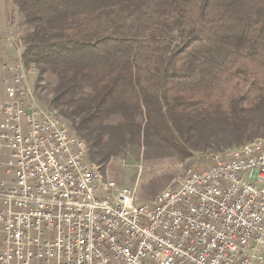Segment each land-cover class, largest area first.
Here are the masks:
<instances>
[{
  "label": "trees",
  "instance_id": "16d2710c",
  "mask_svg": "<svg viewBox=\"0 0 264 264\" xmlns=\"http://www.w3.org/2000/svg\"><path fill=\"white\" fill-rule=\"evenodd\" d=\"M12 3L25 64L54 77L46 105L102 166L129 145L186 153L213 128L238 145L261 126L264 0Z\"/></svg>",
  "mask_w": 264,
  "mask_h": 264
},
{
  "label": "built area",
  "instance_id": "2783aa9c",
  "mask_svg": "<svg viewBox=\"0 0 264 264\" xmlns=\"http://www.w3.org/2000/svg\"><path fill=\"white\" fill-rule=\"evenodd\" d=\"M23 46L11 32L2 55L0 264L262 263L264 137L138 202L137 183L117 188L68 119L37 104Z\"/></svg>",
  "mask_w": 264,
  "mask_h": 264
},
{
  "label": "rangeland",
  "instance_id": "374dc122",
  "mask_svg": "<svg viewBox=\"0 0 264 264\" xmlns=\"http://www.w3.org/2000/svg\"><path fill=\"white\" fill-rule=\"evenodd\" d=\"M7 2L8 27L14 34H19L23 38L25 26L22 24L20 13L12 0H7ZM23 49L24 46L22 51ZM28 67H32V72L27 75V85L31 89L37 104L44 107V104H47L45 96L47 95L48 98L50 96L49 90L54 83V77L50 74H44L40 80L38 79L39 69L31 65ZM51 110L59 112L52 107ZM256 122L261 126L250 127L248 133L254 134L252 137L244 138V140L264 137V115L256 118L254 123ZM222 129V127L211 129L207 139L196 142L194 148L189 147L186 153L178 147L169 145L126 146L117 155L111 157L107 163L101 165V172L105 178L114 179L117 188L127 187L133 190L137 183L138 202H144L163 188L177 183L189 168L210 166L212 155L239 146L240 143L235 145L233 136L222 132ZM70 135L73 138L77 137L73 130ZM261 255L262 263L255 262L254 264H264V244L261 248Z\"/></svg>",
  "mask_w": 264,
  "mask_h": 264
},
{
  "label": "crops",
  "instance_id": "0c3cea01",
  "mask_svg": "<svg viewBox=\"0 0 264 264\" xmlns=\"http://www.w3.org/2000/svg\"><path fill=\"white\" fill-rule=\"evenodd\" d=\"M7 10H8V2L7 0H0V101L4 99L5 93L2 84V60L3 53L7 49L6 48V38L12 32L8 27L7 22ZM3 157V154H0V158Z\"/></svg>",
  "mask_w": 264,
  "mask_h": 264
},
{
  "label": "bare ground",
  "instance_id": "6f19581e",
  "mask_svg": "<svg viewBox=\"0 0 264 264\" xmlns=\"http://www.w3.org/2000/svg\"><path fill=\"white\" fill-rule=\"evenodd\" d=\"M52 111V110H51ZM52 112H57V111H52ZM255 139H261L260 137L259 138H255ZM227 150H239V146H236V147H234V148H228V149H226L225 151H227ZM186 174V173H185ZM183 179H185V175L183 176V178H181L178 182H181V180H183Z\"/></svg>",
  "mask_w": 264,
  "mask_h": 264
}]
</instances>
